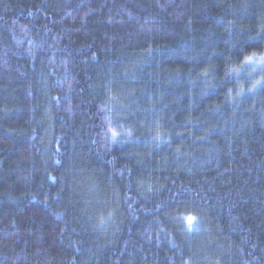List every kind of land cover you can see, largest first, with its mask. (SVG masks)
Here are the masks:
<instances>
[{"label":"trees","instance_id":"16d2710c","mask_svg":"<svg viewBox=\"0 0 264 264\" xmlns=\"http://www.w3.org/2000/svg\"><path fill=\"white\" fill-rule=\"evenodd\" d=\"M263 61L264 0H0V264H264Z\"/></svg>","mask_w":264,"mask_h":264},{"label":"snow or ice","instance_id":"6c2138e0","mask_svg":"<svg viewBox=\"0 0 264 264\" xmlns=\"http://www.w3.org/2000/svg\"><path fill=\"white\" fill-rule=\"evenodd\" d=\"M251 61H252V57H249V58L246 60V63L251 62ZM114 135H116V133H114ZM194 219H195V218H194V217H191V216L187 217V222H188L189 226L192 225Z\"/></svg>","mask_w":264,"mask_h":264},{"label":"rangeland","instance_id":"374dc122","mask_svg":"<svg viewBox=\"0 0 264 264\" xmlns=\"http://www.w3.org/2000/svg\"><path fill=\"white\" fill-rule=\"evenodd\" d=\"M261 64H264V61Z\"/></svg>","mask_w":264,"mask_h":264}]
</instances>
